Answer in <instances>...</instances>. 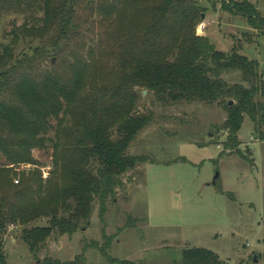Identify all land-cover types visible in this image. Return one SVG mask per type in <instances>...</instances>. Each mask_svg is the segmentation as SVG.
Wrapping results in <instances>:
<instances>
[{
  "label": "trees",
  "instance_id": "16d2710c",
  "mask_svg": "<svg viewBox=\"0 0 264 264\" xmlns=\"http://www.w3.org/2000/svg\"><path fill=\"white\" fill-rule=\"evenodd\" d=\"M221 5L264 30V18L249 0ZM206 11L203 0H0V15L24 19L0 49V264H7L3 242L11 226L22 228L21 239L38 264H88L89 248L108 264H144L109 255L112 237L105 229L103 244L85 243L71 261L39 258L53 234L73 236L87 228L97 205L104 222L125 188L124 177L150 161L129 152L155 118L153 110L139 111L144 91L163 107H221L227 118L216 127L227 131L224 152H239L246 117L264 141L260 64L199 35ZM21 44L26 47L17 53ZM49 147L45 178L33 151ZM21 165L31 168L17 172ZM41 219L48 225L31 226ZM257 258L264 261V254ZM172 264L226 262L192 247Z\"/></svg>",
  "mask_w": 264,
  "mask_h": 264
},
{
  "label": "rangeland",
  "instance_id": "374dc122",
  "mask_svg": "<svg viewBox=\"0 0 264 264\" xmlns=\"http://www.w3.org/2000/svg\"><path fill=\"white\" fill-rule=\"evenodd\" d=\"M249 1L264 18V0ZM203 5L207 11L198 34L219 50L235 49L258 61L264 76V30H254L243 17L224 11L221 0H203ZM23 22V16L0 15V49L11 40L13 25ZM25 47L21 44L17 53ZM233 77L227 78L233 82ZM143 95L139 111L153 110L155 118L129 152L150 161L124 177L125 188L118 191L104 222L97 205L87 228L73 236L53 234L39 253L40 261L46 257L71 261L85 243L103 244L105 229L112 237L109 255L122 260L172 264L181 260L183 250L200 247L214 251L226 264H264L257 258L264 254V141L254 133L253 122L244 120L239 152H224L227 131L216 127L227 118L221 107L199 103L163 107L153 95ZM33 155L43 172L51 169L50 147L35 149ZM3 161L0 153V169ZM30 168L21 165L16 171ZM46 225L48 220L41 219L31 226ZM21 230L11 226L4 237L6 263L38 264L22 241ZM85 256L88 264H108L98 249L89 248Z\"/></svg>",
  "mask_w": 264,
  "mask_h": 264
},
{
  "label": "water",
  "instance_id": "95a60500",
  "mask_svg": "<svg viewBox=\"0 0 264 264\" xmlns=\"http://www.w3.org/2000/svg\"><path fill=\"white\" fill-rule=\"evenodd\" d=\"M205 19V14L203 13V15H202V20H204ZM144 93H147V91H144ZM218 178V175H217V177H216V179ZM254 261L256 262L257 261V258H256V255L254 254Z\"/></svg>",
  "mask_w": 264,
  "mask_h": 264
},
{
  "label": "built area",
  "instance_id": "2783aa9c",
  "mask_svg": "<svg viewBox=\"0 0 264 264\" xmlns=\"http://www.w3.org/2000/svg\"><path fill=\"white\" fill-rule=\"evenodd\" d=\"M43 174H44V177L47 178L49 176V171H44ZM15 182L18 183V180H16Z\"/></svg>",
  "mask_w": 264,
  "mask_h": 264
}]
</instances>
